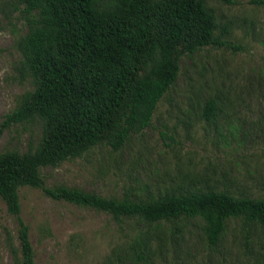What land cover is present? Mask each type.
Instances as JSON below:
<instances>
[{"label":"rangeland","instance_id":"obj_1","mask_svg":"<svg viewBox=\"0 0 264 264\" xmlns=\"http://www.w3.org/2000/svg\"><path fill=\"white\" fill-rule=\"evenodd\" d=\"M233 1L206 0L216 15L215 33L228 27L222 37L242 50L207 46L182 54L181 43L178 77L159 100L151 125L131 132L118 151L105 139L81 157L43 167L45 184L131 200L209 189L264 199V4ZM23 7V0H0V154L38 150L48 134L47 121L36 114L4 124L38 87L33 75L21 72V43L29 31ZM161 37L154 21L133 80L150 67ZM211 99L214 110L207 117ZM129 106L126 96L116 123ZM20 200L37 264H264V225L242 212L228 215L219 240L210 244L204 211L150 223L29 186L20 189ZM17 227L0 196V264H19Z\"/></svg>","mask_w":264,"mask_h":264},{"label":"trees","instance_id":"obj_2","mask_svg":"<svg viewBox=\"0 0 264 264\" xmlns=\"http://www.w3.org/2000/svg\"><path fill=\"white\" fill-rule=\"evenodd\" d=\"M232 3L233 0H224ZM264 4V0H251ZM29 31L21 43V72L38 82L31 99L8 115L4 124L38 115L48 123V134L38 150L0 154V196L17 221L19 264H37L30 227L22 216L20 189H41L74 204L92 206L116 218L137 216L147 222L177 221L207 212V240L215 244L226 218L242 212L264 225V199H238L225 190L167 193L150 200L104 197L66 185L49 187L41 169L81 157L107 139L114 151L123 148L131 132L142 133L152 123L159 100L175 83L182 54L207 46L242 50L215 33L216 15L206 0H23ZM162 37L156 57L133 80L139 57L148 46L153 23ZM129 113L116 123L123 99ZM214 101L205 114H213ZM145 243V241H144ZM19 256V257H18ZM143 257V254H139Z\"/></svg>","mask_w":264,"mask_h":264}]
</instances>
